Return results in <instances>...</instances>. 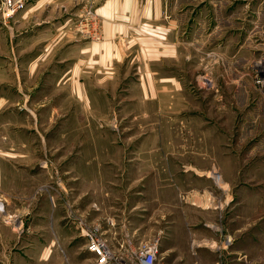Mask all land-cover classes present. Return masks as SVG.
Returning a JSON list of instances; mask_svg holds the SVG:
<instances>
[{
    "label": "rangeland",
    "instance_id": "374dc122",
    "mask_svg": "<svg viewBox=\"0 0 264 264\" xmlns=\"http://www.w3.org/2000/svg\"><path fill=\"white\" fill-rule=\"evenodd\" d=\"M84 2L61 7L63 29L76 32ZM189 3L194 11L215 12L191 31V60L180 68L185 108L165 106L158 117L153 103L136 99L138 74L134 63L125 60L105 86L108 98L95 95L93 123L90 114L79 118L78 124L92 127L90 134L70 133V117L46 119L39 94H32L30 132H25L32 142V170L38 175L52 164V178L35 192L47 188L57 194L62 179L56 174L62 178V170L67 175L65 170L81 161L77 157L94 154L95 164L101 165L94 166L92 189L80 197L81 209L73 207L70 196L62 202L79 236L72 217L98 225L106 244L117 249L123 219L134 244L158 237L154 264H264V0ZM96 5L97 0L94 10ZM35 11L9 24L19 32L39 31L43 14ZM58 14L48 15L49 21ZM7 26L0 21V32ZM234 82L240 87L238 100ZM50 89L48 84L45 93ZM61 129L68 133L60 135ZM44 140L51 147L62 141V148L40 149L38 142ZM77 187L85 185L77 182ZM111 215L115 222L108 227L106 216ZM88 258L92 264V254Z\"/></svg>",
    "mask_w": 264,
    "mask_h": 264
},
{
    "label": "crops",
    "instance_id": "0c3cea01",
    "mask_svg": "<svg viewBox=\"0 0 264 264\" xmlns=\"http://www.w3.org/2000/svg\"><path fill=\"white\" fill-rule=\"evenodd\" d=\"M78 1L25 0L13 16L0 17L1 24L7 26L33 10L43 14L39 31L19 32L9 24L0 32V264H90L84 238L65 218L62 202L70 196L73 207L81 209L80 197L92 189L94 166L101 164H95L94 154L77 157L81 161L66 169L67 175H62V170V178L55 170L56 178L62 179L55 186L57 194L47 188L35 192L39 184L52 178V164H45L38 175L32 170V142L25 136L33 115L32 94L35 98L39 94L36 100L40 99L39 108L45 111L46 119L51 115L70 117L74 121L70 133L81 130L90 134L92 127L78 124L79 118L90 114L93 123L95 95L108 98L105 86L109 80L112 84L114 71L125 60L134 63L138 74L136 99L153 103L158 117L165 106L185 108L186 82L180 68L191 60V31L215 12L194 11L189 0H97L100 39L94 41L70 28L63 29L66 16L61 7L66 9ZM56 11L59 14L50 22L48 15ZM192 21H197L196 26L192 27ZM52 73L53 79L48 78ZM48 84L50 94V90L45 93ZM234 85L238 100L239 83ZM38 126L31 129L42 134ZM65 131L61 129L59 134ZM37 146L61 149L62 141L51 147L44 140ZM77 182L85 188H78ZM106 217L105 225L111 227L108 223L115 222L114 216Z\"/></svg>",
    "mask_w": 264,
    "mask_h": 264
},
{
    "label": "built area",
    "instance_id": "2783aa9c",
    "mask_svg": "<svg viewBox=\"0 0 264 264\" xmlns=\"http://www.w3.org/2000/svg\"><path fill=\"white\" fill-rule=\"evenodd\" d=\"M94 3L95 0H85L83 11L75 23V30L88 39L99 40L100 22L93 8ZM23 6L24 0H0V17L7 19L22 9ZM72 219L78 227L79 234L84 238L86 250L92 254V264H154L158 252V237L134 244L122 221L120 223L121 244L118 245L117 249H112L101 237L98 225L87 224L74 217ZM108 224L113 226L114 222L109 221Z\"/></svg>",
    "mask_w": 264,
    "mask_h": 264
}]
</instances>
